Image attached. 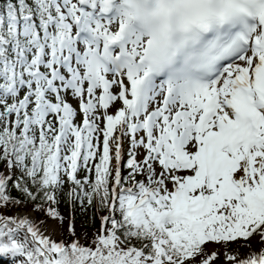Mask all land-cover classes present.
I'll return each mask as SVG.
<instances>
[{
  "label": "snow or ice",
  "instance_id": "1",
  "mask_svg": "<svg viewBox=\"0 0 264 264\" xmlns=\"http://www.w3.org/2000/svg\"><path fill=\"white\" fill-rule=\"evenodd\" d=\"M0 261L264 264V0H0Z\"/></svg>",
  "mask_w": 264,
  "mask_h": 264
},
{
  "label": "rangeland",
  "instance_id": "2",
  "mask_svg": "<svg viewBox=\"0 0 264 264\" xmlns=\"http://www.w3.org/2000/svg\"><path fill=\"white\" fill-rule=\"evenodd\" d=\"M63 211H64V212H68L69 209H68L67 207H65V208L63 209ZM0 264H1V261H0ZM4 264H7V261H4Z\"/></svg>",
  "mask_w": 264,
  "mask_h": 264
},
{
  "label": "bare ground",
  "instance_id": "3",
  "mask_svg": "<svg viewBox=\"0 0 264 264\" xmlns=\"http://www.w3.org/2000/svg\"><path fill=\"white\" fill-rule=\"evenodd\" d=\"M1 264H4V261H1Z\"/></svg>",
  "mask_w": 264,
  "mask_h": 264
}]
</instances>
